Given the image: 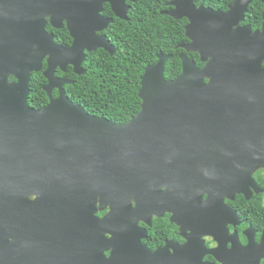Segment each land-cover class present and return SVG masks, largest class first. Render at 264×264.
<instances>
[{
	"label": "water",
	"instance_id": "1",
	"mask_svg": "<svg viewBox=\"0 0 264 264\" xmlns=\"http://www.w3.org/2000/svg\"><path fill=\"white\" fill-rule=\"evenodd\" d=\"M129 1L0 0V264H119V244L139 242L138 214L155 201L200 211L235 192L250 198L251 186L263 191L254 173L264 169V25H241L253 0L227 10L173 0L162 13L188 19L182 72L166 78L170 55L159 52L130 120L70 99L74 81L57 68L84 74L89 52L114 54L104 4L127 19ZM47 17L66 22L72 45L55 42ZM45 58L49 102L36 108L30 80Z\"/></svg>",
	"mask_w": 264,
	"mask_h": 264
},
{
	"label": "trees",
	"instance_id": "2",
	"mask_svg": "<svg viewBox=\"0 0 264 264\" xmlns=\"http://www.w3.org/2000/svg\"><path fill=\"white\" fill-rule=\"evenodd\" d=\"M173 0H134L129 1L131 8L128 18L115 15L109 3L105 4V15L114 21L103 33L107 34L116 47L114 54L104 48L89 52L83 64L87 71L77 74L72 66L66 72L58 70L59 75L73 80L65 85V91L74 102L81 104L89 113L104 116L122 123L130 120L141 109L139 89L145 67L158 61V53L169 54L166 63V78H175L182 72L181 53L185 50L178 44L187 42L185 25L187 18L176 19L163 10L171 9ZM233 0H196L213 8L227 9ZM264 3L254 0L246 15V22L260 27L263 22ZM59 37L62 42H70L66 27ZM199 65L204 63L198 52H188ZM47 82L42 71L31 76V93L28 102L31 106L42 108L49 102L44 85ZM58 93L55 91L54 95ZM256 198L251 200L255 203ZM252 203V204H253ZM259 207L262 208L261 197Z\"/></svg>",
	"mask_w": 264,
	"mask_h": 264
},
{
	"label": "flooded vegetation",
	"instance_id": "3",
	"mask_svg": "<svg viewBox=\"0 0 264 264\" xmlns=\"http://www.w3.org/2000/svg\"><path fill=\"white\" fill-rule=\"evenodd\" d=\"M261 1L264 3L263 0ZM262 17L263 22L260 27H255L245 20L241 22V25L250 24L253 29L261 30L264 25V9ZM46 27L48 32L54 33L56 43L72 45L73 38L66 22L62 27H54L50 18L47 17ZM64 27L67 28L71 37L69 43L67 40L62 42L59 37ZM189 41L190 39L187 42ZM47 65V58H45L42 72ZM59 69L57 68L56 75L63 76L58 74ZM10 79L15 80V77L12 76ZM47 83L48 80L44 87ZM55 91L57 95H54ZM52 94L55 97L58 96L59 89L54 88ZM254 176L259 188L263 191L257 192L251 186L250 198H247L244 193L235 192L233 199L225 196L224 203L206 205L200 211L198 206L192 210L188 202L183 200L170 202L167 205L155 201L145 214H138L140 228L136 237L139 242L128 240L119 244V264H264V207H259L260 197L264 205V169H258ZM156 196L154 195L155 199ZM207 196L205 194L204 199ZM254 198H256L255 203L251 202ZM108 211L109 208H106L99 211L98 215L103 216ZM134 246L139 248L136 249ZM147 253L150 254L148 257L145 255ZM110 254L111 249L105 251L107 257Z\"/></svg>",
	"mask_w": 264,
	"mask_h": 264
},
{
	"label": "clouds",
	"instance_id": "4",
	"mask_svg": "<svg viewBox=\"0 0 264 264\" xmlns=\"http://www.w3.org/2000/svg\"><path fill=\"white\" fill-rule=\"evenodd\" d=\"M104 31H102V33H103Z\"/></svg>",
	"mask_w": 264,
	"mask_h": 264
}]
</instances>
